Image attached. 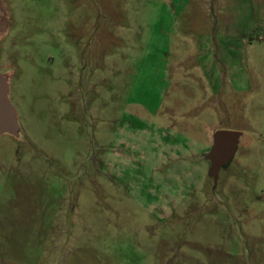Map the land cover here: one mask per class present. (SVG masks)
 Wrapping results in <instances>:
<instances>
[{
  "label": "rangeland",
  "instance_id": "374dc122",
  "mask_svg": "<svg viewBox=\"0 0 264 264\" xmlns=\"http://www.w3.org/2000/svg\"><path fill=\"white\" fill-rule=\"evenodd\" d=\"M7 1L20 131L0 135V264H264V16L238 0ZM176 118L202 144L160 164L148 124ZM217 130L242 136L215 185Z\"/></svg>",
  "mask_w": 264,
  "mask_h": 264
},
{
  "label": "crops",
  "instance_id": "0c3cea01",
  "mask_svg": "<svg viewBox=\"0 0 264 264\" xmlns=\"http://www.w3.org/2000/svg\"><path fill=\"white\" fill-rule=\"evenodd\" d=\"M243 1V3L241 2ZM240 7H243L246 9L247 12H260L261 16H264V0H238ZM12 22V16L10 13V8L8 5L7 0H0V28L8 27L11 25ZM232 39H235L237 36H231ZM253 38H250V40ZM247 48L249 49V53L245 57L244 61V69L250 70L249 77L246 76L244 78V89L250 90L252 88L253 80L251 78V69H254V72L257 73L258 70V61L261 62V59L258 60L257 58V51L254 48L253 42L250 41V43L246 44ZM252 50V51H251ZM252 53H251V52ZM223 60H226L227 67L230 70L228 71L229 75V83L234 85H241V77H238V72L236 70L237 67V60H236V54L233 51L228 50L227 54L223 55ZM206 56H202L203 64L205 62ZM260 57V56H259ZM221 59H219L220 61ZM217 67V66H215ZM211 67L205 65V69L207 71L210 70ZM166 121V120H165ZM148 131L150 130H156L155 132H158L159 134H162V137H164V141L157 143L155 146L157 149H159L158 152L156 150H153L151 152H154L156 154H159L161 151L160 157H158L157 162L160 164L170 163L172 161V156H177L176 160L180 164L181 162V156L188 154V151H191L193 148L197 149L198 144H202V141H199V137H194V134L196 133L198 126L195 122L192 120H182L176 118L174 124H168V125H158L155 123L148 124ZM160 144V145H159ZM162 144V145H161ZM161 146V149H160ZM169 154V157H166V155Z\"/></svg>",
  "mask_w": 264,
  "mask_h": 264
},
{
  "label": "water",
  "instance_id": "95a60500",
  "mask_svg": "<svg viewBox=\"0 0 264 264\" xmlns=\"http://www.w3.org/2000/svg\"><path fill=\"white\" fill-rule=\"evenodd\" d=\"M9 79L0 74V135H17L20 131L16 111L9 99ZM242 133L239 131L217 130L214 134V145L206 155L211 162L210 177L217 184L219 172L234 156Z\"/></svg>",
  "mask_w": 264,
  "mask_h": 264
}]
</instances>
